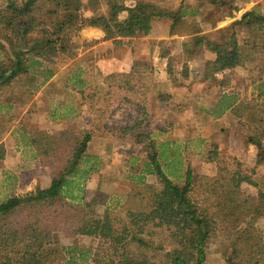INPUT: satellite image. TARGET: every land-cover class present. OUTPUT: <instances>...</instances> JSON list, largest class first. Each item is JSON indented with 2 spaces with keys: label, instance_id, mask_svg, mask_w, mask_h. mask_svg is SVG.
Instances as JSON below:
<instances>
[{
  "label": "trees",
  "instance_id": "obj_1",
  "mask_svg": "<svg viewBox=\"0 0 264 264\" xmlns=\"http://www.w3.org/2000/svg\"><path fill=\"white\" fill-rule=\"evenodd\" d=\"M95 1L105 13L90 15L82 0H0V161L7 156L2 137L20 116L18 101L13 94L6 96L10 87L19 84L24 92H39L56 75L55 66L78 56L75 38L86 28L101 30L102 41L137 39L148 36L154 22L166 20L170 33L180 29L190 35L183 44L186 60L194 59L206 45V65L217 74L238 65L248 68L252 96H226L220 115L229 112L235 118L247 146L258 143L254 164L264 166V14L257 9L245 12L220 29L218 41L212 42L199 26L186 21L188 0L176 11L147 0H136L128 10L125 0ZM194 1L222 8L228 5L225 0ZM37 31L45 33L37 35ZM105 80L120 90L135 91L131 73L110 74ZM53 115L58 118L56 112ZM100 122L97 118L86 130L50 132L29 142L41 163L53 159L57 171L50 185L35 195L9 196L0 202V264H206L208 242L216 234L230 239L223 254L225 264H264V243L253 234L255 224L264 218V190L254 179L255 169L247 168L244 160L225 157L217 144L205 142L200 151L214 175L187 167L181 183L172 172L166 173L168 162H163L159 149L149 146L151 152L129 176L133 186L119 209L108 206V195L100 184L87 212L71 216L68 208L84 202L88 180L100 171L99 162H91L98 157L88 154ZM135 128L136 124L127 129ZM150 176L156 184L148 182ZM246 186L258 188L257 194H250ZM99 206H105L102 214ZM55 212L74 235L98 239L107 248L90 257L77 246H61L52 235L55 222L45 227V218ZM240 216L246 218L245 226L237 222ZM160 231L167 235L171 248L158 263L147 251Z\"/></svg>",
  "mask_w": 264,
  "mask_h": 264
},
{
  "label": "rangeland",
  "instance_id": "obj_2",
  "mask_svg": "<svg viewBox=\"0 0 264 264\" xmlns=\"http://www.w3.org/2000/svg\"><path fill=\"white\" fill-rule=\"evenodd\" d=\"M82 1L90 15L106 12L95 0ZM147 1L176 11L183 0ZM225 1L228 5L222 8L206 1L188 0L184 4L185 19L199 26L202 34L214 42L218 41L220 29L245 12L257 9L264 14V0ZM135 3L136 0H125L126 9L133 8ZM230 6L240 10L232 11ZM121 15L126 16L127 12ZM40 32L36 34L45 33ZM103 36L99 29L86 28L79 32L75 38L80 47L78 56L55 66L56 75L39 92H24L19 84L6 92V96L13 94L12 98L18 101L16 107L20 116L1 141L7 156L0 161V202L9 196L35 195L55 177L57 165L53 159L41 163L28 146L30 141L50 132L86 130L97 118L101 120V129L90 144L88 154L98 157L91 162H99L100 171L88 180L84 202H79L74 209L69 207V212L66 210L71 216L87 212L100 184L108 195V206L119 209L133 186L129 176L149 155V146L159 149L163 162H168L166 173L172 172L175 181L181 183L187 167L198 174L214 175L212 165L205 163L200 151L205 142L217 144L225 157L244 160L247 168L255 169L254 179L258 188L264 190V166L254 164L258 143L247 146L235 118L229 112L220 115L226 96L233 93L241 98L252 96L245 65L217 74L206 65V45L198 49L194 59L186 60L183 44L190 35L180 29L170 33L166 20L154 22L151 33L145 37L102 41ZM242 52L248 59L244 46ZM2 71L0 60V75ZM124 72L131 73L134 92L120 90L115 83L105 80L110 74ZM55 112L58 118L54 117ZM63 115L65 118L60 117ZM134 124L133 131L127 129ZM148 182L156 184L152 176L148 177ZM246 187L250 194H257L258 188ZM59 210L58 207L57 212ZM104 211L105 206L98 207L99 213ZM58 214L47 216L45 227L55 222L52 235L61 246H77L89 252L90 257L107 248L98 239L74 235ZM237 222L245 226L246 218L240 216ZM253 234L257 241L264 243V218L255 224ZM151 240L154 243L147 255L161 263L162 255L171 248L168 237L160 231ZM229 243L230 239L220 234L212 236L207 246L206 264H225L223 254Z\"/></svg>",
  "mask_w": 264,
  "mask_h": 264
},
{
  "label": "crops",
  "instance_id": "obj_3",
  "mask_svg": "<svg viewBox=\"0 0 264 264\" xmlns=\"http://www.w3.org/2000/svg\"><path fill=\"white\" fill-rule=\"evenodd\" d=\"M89 29H95V28H89ZM95 30H97V29H95ZM124 73H126V72H124ZM95 138H96V136L94 137V140H95ZM94 140H93V141H94Z\"/></svg>",
  "mask_w": 264,
  "mask_h": 264
}]
</instances>
